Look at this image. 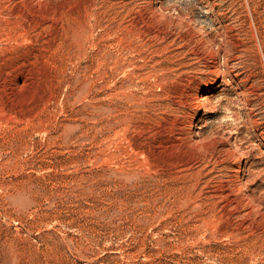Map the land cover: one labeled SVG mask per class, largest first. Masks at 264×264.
Returning <instances> with one entry per match:
<instances>
[{
    "label": "rangeland",
    "instance_id": "obj_1",
    "mask_svg": "<svg viewBox=\"0 0 264 264\" xmlns=\"http://www.w3.org/2000/svg\"><path fill=\"white\" fill-rule=\"evenodd\" d=\"M0 264H264V0H0Z\"/></svg>",
    "mask_w": 264,
    "mask_h": 264
},
{
    "label": "clouds",
    "instance_id": "obj_2",
    "mask_svg": "<svg viewBox=\"0 0 264 264\" xmlns=\"http://www.w3.org/2000/svg\"><path fill=\"white\" fill-rule=\"evenodd\" d=\"M225 119H228V120H230V119H231V115H229V116L225 117Z\"/></svg>",
    "mask_w": 264,
    "mask_h": 264
}]
</instances>
